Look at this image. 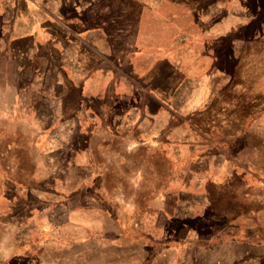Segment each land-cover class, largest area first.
I'll list each match as a JSON object with an SVG mask.
<instances>
[{"label":"crops","instance_id":"1","mask_svg":"<svg viewBox=\"0 0 264 264\" xmlns=\"http://www.w3.org/2000/svg\"><path fill=\"white\" fill-rule=\"evenodd\" d=\"M180 4L0 0V45L9 42L11 58L33 57L31 63L11 64L0 58V123L25 129L23 145L36 158L34 163L48 161L53 171L59 169L57 164H74L83 173L96 171L101 179L106 168L92 159L94 150L97 155L107 147L146 148L159 139L168 155L182 162L177 170L179 196L208 205L207 184L224 187L235 182V192L241 190L247 202L262 205L235 221L227 218L226 225L264 221V182L231 153L211 148L217 122L223 119L215 104L231 85L218 83L227 71L213 67L215 57L199 53L211 37L226 33L232 16L221 19L217 30L174 36L175 21L167 16L176 15ZM218 7L211 5L202 13ZM139 79L147 87L137 86ZM175 119L180 123L174 124ZM71 139L73 149L68 148ZM232 242L235 252L206 264H264V258L238 260L250 250L264 256V239L256 246ZM192 262L203 263L197 258Z\"/></svg>","mask_w":264,"mask_h":264},{"label":"rangeland","instance_id":"2","mask_svg":"<svg viewBox=\"0 0 264 264\" xmlns=\"http://www.w3.org/2000/svg\"><path fill=\"white\" fill-rule=\"evenodd\" d=\"M170 1L182 3L176 15L167 16L175 21L174 36L204 34L232 16L226 33L211 37L199 53L215 57L213 67L227 71L218 83L231 85L215 104L223 119L217 118L211 148L227 151L264 182V0ZM216 4L218 10L204 16ZM8 47L9 42L0 45L2 62H33L11 58ZM136 85L147 87L140 79ZM24 131L0 123V264H193L196 258L206 264L235 252L232 241L256 246L264 239V221L226 225L227 218L235 221L262 205L235 192V182L207 184L208 205L179 196L182 162L159 139L146 148L107 147L97 155L94 150L92 159L106 168L101 179L74 164H57L53 171L48 161L34 163L23 145ZM74 145L71 139L68 148ZM263 258L250 250L238 260Z\"/></svg>","mask_w":264,"mask_h":264}]
</instances>
